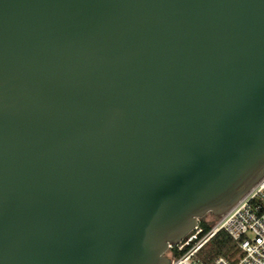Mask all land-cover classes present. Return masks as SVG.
<instances>
[{
    "label": "water",
    "instance_id": "95a60500",
    "mask_svg": "<svg viewBox=\"0 0 264 264\" xmlns=\"http://www.w3.org/2000/svg\"><path fill=\"white\" fill-rule=\"evenodd\" d=\"M264 178V0H0V264H170Z\"/></svg>",
    "mask_w": 264,
    "mask_h": 264
},
{
    "label": "built area",
    "instance_id": "2783aa9c",
    "mask_svg": "<svg viewBox=\"0 0 264 264\" xmlns=\"http://www.w3.org/2000/svg\"><path fill=\"white\" fill-rule=\"evenodd\" d=\"M214 222L205 235L202 236L203 230L198 225L174 246L179 252L187 250L179 258L169 256L170 264H203L200 252L222 230L236 244V249L230 255L217 258L213 264H264V178L232 210Z\"/></svg>",
    "mask_w": 264,
    "mask_h": 264
},
{
    "label": "trees",
    "instance_id": "16d2710c",
    "mask_svg": "<svg viewBox=\"0 0 264 264\" xmlns=\"http://www.w3.org/2000/svg\"><path fill=\"white\" fill-rule=\"evenodd\" d=\"M214 223L215 222L213 219L210 222H206L204 218L199 221V228L203 230L202 236L213 228ZM235 249L236 244L233 242L227 232L222 230L202 249L199 254V259L203 264H213L217 258L230 255L235 251ZM186 250L187 249H184L182 252H179L177 247H173L169 249L168 255L172 259H175V257L178 258L183 256Z\"/></svg>",
    "mask_w": 264,
    "mask_h": 264
},
{
    "label": "rangeland",
    "instance_id": "374dc122",
    "mask_svg": "<svg viewBox=\"0 0 264 264\" xmlns=\"http://www.w3.org/2000/svg\"><path fill=\"white\" fill-rule=\"evenodd\" d=\"M203 218H204V220H205L206 222H210V221H212V219H213V217H212L210 214L204 216ZM177 253H178V252H177ZM175 258H177V257H175ZM178 258H179V257H178Z\"/></svg>",
    "mask_w": 264,
    "mask_h": 264
}]
</instances>
